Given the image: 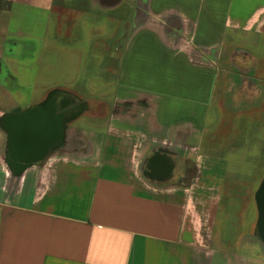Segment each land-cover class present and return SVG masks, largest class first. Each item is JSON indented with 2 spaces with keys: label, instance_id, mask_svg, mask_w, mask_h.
Here are the masks:
<instances>
[{
  "label": "crops",
  "instance_id": "0c3cea01",
  "mask_svg": "<svg viewBox=\"0 0 264 264\" xmlns=\"http://www.w3.org/2000/svg\"><path fill=\"white\" fill-rule=\"evenodd\" d=\"M18 4L50 11L48 24L10 34ZM57 89L84 108L43 156L15 159L12 127ZM258 129L264 0H12L0 264H264Z\"/></svg>",
  "mask_w": 264,
  "mask_h": 264
},
{
  "label": "water",
  "instance_id": "95a60500",
  "mask_svg": "<svg viewBox=\"0 0 264 264\" xmlns=\"http://www.w3.org/2000/svg\"><path fill=\"white\" fill-rule=\"evenodd\" d=\"M57 105L46 102L33 108L27 116L12 127V155L19 161H35L53 145L63 128L62 116L57 115ZM261 209L260 233L264 239V185L259 191Z\"/></svg>",
  "mask_w": 264,
  "mask_h": 264
},
{
  "label": "rangeland",
  "instance_id": "374dc122",
  "mask_svg": "<svg viewBox=\"0 0 264 264\" xmlns=\"http://www.w3.org/2000/svg\"><path fill=\"white\" fill-rule=\"evenodd\" d=\"M12 0H0V10H3L7 8ZM50 11L42 10L35 6H24L23 4H18L15 6V11L12 14V19L9 22V25H7V31L12 33H18L23 34L25 33L29 28L35 27L36 31L39 29V27H43L44 23L48 24V19L50 18ZM38 18L40 20V24L38 22H35L33 24V19L36 20ZM50 26H53L52 24ZM65 46L69 49H71L74 45L72 44V41L65 40L63 41ZM54 43V40L52 38H48L47 40V49L54 51V47L52 46ZM72 45V46H70ZM67 68V67H65ZM62 73V78L59 80H66L70 79L71 76L76 75L75 73H72V71H67ZM90 74V73H89ZM96 74V73H95ZM49 77L47 78L46 82L51 83V81L58 75V72H48L47 74ZM86 76V75H85ZM22 90H24L26 95L33 96V88L25 87ZM40 96V94L37 95V98ZM181 105L175 104L174 108H180ZM176 114L181 113V110H175ZM258 121H256L257 123ZM259 121L258 123H260ZM262 135L264 136V132L261 129L255 130L254 133V141L255 143H258V139L262 138Z\"/></svg>",
  "mask_w": 264,
  "mask_h": 264
},
{
  "label": "flooded vegetation",
  "instance_id": "af4514ba",
  "mask_svg": "<svg viewBox=\"0 0 264 264\" xmlns=\"http://www.w3.org/2000/svg\"><path fill=\"white\" fill-rule=\"evenodd\" d=\"M45 99H49L51 104L55 103L57 105V115L62 116V120L73 115L77 111H81L85 104L81 101H75V97L71 94L63 91L62 89H57L51 92Z\"/></svg>",
  "mask_w": 264,
  "mask_h": 264
}]
</instances>
